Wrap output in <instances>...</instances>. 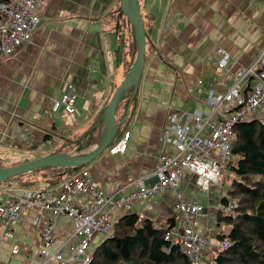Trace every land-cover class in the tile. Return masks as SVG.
Listing matches in <instances>:
<instances>
[{
	"label": "crops",
	"instance_id": "crops-1",
	"mask_svg": "<svg viewBox=\"0 0 264 264\" xmlns=\"http://www.w3.org/2000/svg\"><path fill=\"white\" fill-rule=\"evenodd\" d=\"M140 2L148 45L138 95L131 108L133 113L122 127L130 135L128 150L116 156L105 153L88 168L106 191L128 185L126 193L132 192L134 186L129 183L154 170L164 151L171 152L163 145V131L172 112L196 109L208 112L204 104L208 90L212 86L225 90L219 87L215 76L218 48L231 54L235 72L248 66L264 46L263 0ZM120 6L121 0H49L45 4L31 42L0 66L2 167L56 153L53 141H47L46 135L62 140L69 134L87 130L108 107L127 75L125 58H130L126 33L117 26L123 21L117 12ZM199 79L204 84L194 87ZM69 84L75 85L79 92L77 112L73 116L61 112L54 115L53 102ZM125 111L126 108L118 111V118H123ZM16 128L19 132L14 139L11 135ZM195 180L191 173H184L181 185L186 198L198 197L197 192H201ZM10 181L0 187V202L9 194H21L18 189L25 190L28 187L25 183L32 182L29 176L20 180L25 185ZM59 190L58 187L52 191ZM213 192L214 189L209 193L213 196L209 207L202 203L204 211L198 221L200 231L209 234L208 259H214L213 252L219 245L212 233L222 231L216 226L221 205H212ZM176 200L175 192L167 191L139 202L134 212L152 219L157 226L175 222L177 227L180 214L178 219L172 214L177 212ZM36 216L33 210L24 212L14 227L13 239L4 236L0 222V264H44L39 254L42 239L35 225ZM53 227L55 246L73 233L72 222L66 217L56 218ZM99 241L97 237L94 249ZM15 249L18 254L13 253Z\"/></svg>",
	"mask_w": 264,
	"mask_h": 264
},
{
	"label": "built area",
	"instance_id": "built-area-1",
	"mask_svg": "<svg viewBox=\"0 0 264 264\" xmlns=\"http://www.w3.org/2000/svg\"><path fill=\"white\" fill-rule=\"evenodd\" d=\"M48 1L0 0V66L23 45L31 42L41 22L40 12ZM216 55L215 76L219 79V87L225 90L219 91L216 86L208 90L204 100L207 113L196 109L192 112L176 111L169 115L163 131V145L171 152L164 151L154 170L129 183L134 186L132 192L126 193L128 185L106 191L85 169L64 181L56 193L52 190H34L9 194L0 202L4 236L13 239L14 227L21 215L33 210L37 215L35 225L41 234L39 254L44 264H92L97 237L102 242L112 237L119 218L133 213L134 206L139 202L174 191L177 198L175 209L180 218L178 226L167 232L166 240L180 243L190 264H213V259L206 256L211 246L209 234L201 232L198 223L204 205L196 196L186 198L183 195V175L185 172L191 173L196 178L199 190L208 193L222 186L226 162H229L231 170L237 168V163L233 162L236 127L264 113V46L248 66L235 72H232L235 63L227 50L218 48ZM203 84L204 81L199 79L193 86ZM78 96L76 86L69 84L54 100L52 113L75 115ZM18 132L16 128L11 137L15 139ZM129 138L130 135L125 133L109 147L108 153L111 156L126 153ZM224 197H227V193ZM238 206L237 200H231L227 205L221 204L219 211L233 214ZM61 217L72 222L73 233L55 246L54 221ZM230 246L231 243L225 240L219 242L218 248L224 250ZM13 253L18 254V249Z\"/></svg>",
	"mask_w": 264,
	"mask_h": 264
},
{
	"label": "trees",
	"instance_id": "trees-1",
	"mask_svg": "<svg viewBox=\"0 0 264 264\" xmlns=\"http://www.w3.org/2000/svg\"><path fill=\"white\" fill-rule=\"evenodd\" d=\"M117 12L120 13V10ZM122 17L123 21L119 22L121 26L124 23L123 28L118 24L117 26L120 31L123 29L126 33L127 51L134 58L135 55L132 54H137L135 32L131 23L123 15ZM146 31L148 41L147 26ZM131 94L132 90L124 100L126 104ZM105 110L90 128L67 135L65 142L70 141L72 146H81V150L96 145ZM132 113L133 111L123 127L130 121ZM236 133L237 139L233 143V154L239 158L237 168L233 169L236 178L231 185V191L227 192V197L223 196L221 203L227 205L229 201L237 200L239 206L233 214L227 215L220 211L217 214V227L221 228L224 224L231 226L229 234L220 231L217 233V239L219 242L228 240L231 246L220 251L213 259V264H264V122L256 119L239 124ZM124 134L125 130L122 129L116 141ZM53 138L46 135L47 141ZM67 147L66 143L59 144L55 152H64ZM108 151L109 148L105 153ZM89 166L44 168L15 177L12 181H20L28 176L31 178L32 182L25 183L27 189H18L22 191L21 194L34 190H55L60 188L64 181L75 177ZM20 182L25 185L23 181ZM38 183L44 184L45 187H40ZM5 184L2 187L6 186ZM172 221L174 219L169 222ZM174 227L175 222L162 227L157 226L152 219L141 217L135 212L126 214L116 223L114 235L96 248L92 264H190V259L183 252L181 244L174 240H166L167 232Z\"/></svg>",
	"mask_w": 264,
	"mask_h": 264
},
{
	"label": "water",
	"instance_id": "water-1",
	"mask_svg": "<svg viewBox=\"0 0 264 264\" xmlns=\"http://www.w3.org/2000/svg\"><path fill=\"white\" fill-rule=\"evenodd\" d=\"M119 10L134 29L137 54L130 70L115 90L108 107L103 113L102 127L96 145L87 152H56L12 167H2L0 164V187L15 177L44 168L88 166L105 153L116 141L123 125L131 115L132 105L137 98L145 68L147 50V31L140 0L134 1L132 8H129V0H121ZM130 90H132V94L127 102L125 115L119 119L117 115L119 106L125 100ZM107 119H109L108 125L106 124Z\"/></svg>",
	"mask_w": 264,
	"mask_h": 264
},
{
	"label": "rangeland",
	"instance_id": "rangeland-1",
	"mask_svg": "<svg viewBox=\"0 0 264 264\" xmlns=\"http://www.w3.org/2000/svg\"><path fill=\"white\" fill-rule=\"evenodd\" d=\"M119 11V10H118ZM119 16H121V18H122V15L119 13ZM126 20V19H125ZM115 22H117V18H115V20H114ZM128 22V21H127ZM126 21H125V23H127ZM124 24V23H123ZM123 24H122V26H123ZM121 26V27H122ZM127 26H128V24H127ZM123 28V27H122ZM120 36H121V34H120ZM126 38V37H125ZM126 48H127V43H126ZM135 53V52H134ZM127 54L129 55V53H128V51H127ZM132 55H135L134 56V58H132L130 55V58H128V59H126L125 58V61H124V66H125V69L126 70H128L129 71V69L131 68V66H132V64H133V62H134V60H135V57H136V54H132ZM126 101H123L122 102V105H120V107H119V109H118V111H122V110H124L125 108H126ZM124 105H125V107H124ZM124 107V108H123ZM119 115V114H118ZM120 119V118H119ZM256 119H259V120H261V121H263L264 122V113H260V114H257V115H255L254 117H251V118H249V120H248V122H252V121H254V120H256ZM80 135V134H79ZM76 138V137H75ZM75 138H73V139H75ZM59 140V138L57 137H54L53 139H52V143L54 144L53 145V152H55V148L60 144V145H62V144H67L68 145V147L66 148V151H64V152H66V153H82V152H85V151H88V149H90V148H87V149H85V150H81L82 149V147L81 146H72L71 144H72V142H70V141H67V142H65L66 141V139L63 141V140H61V141H58ZM92 148V147H91ZM234 160H233V162L235 161L236 163L238 162V160H239V158L238 157H234L233 158ZM222 178H223V184H222V186H220V187H216V188H213L214 189V192H213V194H214V196H215V198L212 200V205H217V204H220L221 205V198L225 195V193H227V192H229V191H231V185H232V183H233V181H234V179L236 178V176H235V174H234V171L233 170H231L230 169V166H229V162H226L225 164H224V168H223V172H222ZM196 181V180H195ZM212 189V190H213ZM210 192H208V193H203V192H197V195H198V198L200 199V202L201 203H204L207 207H209V204L211 203V198L213 197V196H211L210 194H209ZM210 195V196H209ZM223 195V196H222ZM172 214L173 215H175L176 216V219H178V216H179V213L178 212H172ZM217 228H219V227H217ZM221 230H222V232H224V234H229L230 233V230H231V226H229V225H226V224H224V225H222L221 226ZM217 232L218 231H216V232H214V234L212 235V237H217ZM218 233H220V231L218 232ZM217 239V238H216ZM95 242V241H94ZM102 242V240H100L98 243H96V245L98 246L100 243ZM93 248H94V246H93ZM220 251H223V249H217L216 251H214L213 252V258H215V257H217V255H218V253L220 252Z\"/></svg>",
	"mask_w": 264,
	"mask_h": 264
},
{
	"label": "bare ground",
	"instance_id": "bare-ground-1",
	"mask_svg": "<svg viewBox=\"0 0 264 264\" xmlns=\"http://www.w3.org/2000/svg\"><path fill=\"white\" fill-rule=\"evenodd\" d=\"M134 1H137V0H129V8H132ZM108 122H109V119H107V122H106L107 125H108Z\"/></svg>",
	"mask_w": 264,
	"mask_h": 264
},
{
	"label": "clouds",
	"instance_id": "clouds-1",
	"mask_svg": "<svg viewBox=\"0 0 264 264\" xmlns=\"http://www.w3.org/2000/svg\"><path fill=\"white\" fill-rule=\"evenodd\" d=\"M2 187V186H1Z\"/></svg>",
	"mask_w": 264,
	"mask_h": 264
}]
</instances>
